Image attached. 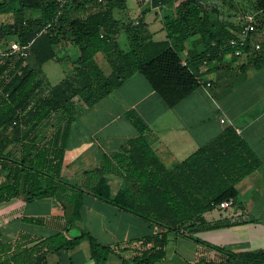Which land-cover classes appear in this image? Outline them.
<instances>
[{
	"label": "trees",
	"instance_id": "trees-1",
	"mask_svg": "<svg viewBox=\"0 0 264 264\" xmlns=\"http://www.w3.org/2000/svg\"><path fill=\"white\" fill-rule=\"evenodd\" d=\"M104 1L66 0L61 5L58 0H0V15L9 18L0 22V38L28 46L25 56L0 54V203L54 197L64 208L72 205L64 231L46 237L23 234L14 242L3 241L0 234V264H44L48 253L60 254L82 240L89 242L94 264H106L111 254L123 264H153L164 261L169 232L214 251L213 256H201L198 264H264V248L235 252L195 235L243 222L207 221L204 213L230 198L240 205L237 184L261 164L247 140L227 125L169 168L152 147L145 134L147 126L134 110L125 116L137 134L105 156L103 164L93 170L98 178L89 190L160 229L117 244H102L85 230L66 235L65 230L80 218L82 204L81 199L68 196L76 185L62 176L68 134L80 109L93 106L136 72L172 107L200 86L205 62L215 69L225 68L230 63L224 55L230 53L234 60L244 58L240 65L244 72L248 63L264 64L262 45L255 50L247 43L239 56L225 45L241 29V19L235 21L234 14L255 11L259 26L264 0L245 4L224 0L223 6L228 3L225 11L210 0H153V6L164 12V39H154L141 18L124 23L116 16L126 0ZM121 32L127 48L119 44ZM98 54L109 71L97 62ZM63 56L72 62V70L57 83L46 84L41 66ZM109 174L119 176L121 183L114 185ZM134 243L132 255H125Z\"/></svg>",
	"mask_w": 264,
	"mask_h": 264
},
{
	"label": "crops",
	"instance_id": "crops-1",
	"mask_svg": "<svg viewBox=\"0 0 264 264\" xmlns=\"http://www.w3.org/2000/svg\"><path fill=\"white\" fill-rule=\"evenodd\" d=\"M255 36V41L258 38L264 40V13L259 14ZM96 60L101 67L107 68L103 55L98 54ZM224 60L230 65L221 69L203 64L200 86L172 107L167 106L145 77L136 72L93 106L76 113L67 138L62 176L76 185L68 188V196L81 199L82 204L80 218L73 227L65 230L66 235L76 236L85 230L102 244H117L160 229L89 190L98 178L93 170L103 164L105 156L110 157L137 134L135 126L125 116L126 111L134 110L147 126L145 134L152 147L169 168L218 135L227 125L236 128L257 153L261 164L237 184L239 206L226 210L218 207L204 213V217L207 221H216L233 220L232 216H238L243 222L200 230L195 235L231 247L229 249L235 252L264 248V64L256 67L248 63L244 72L240 68L244 58L234 60L232 54L226 53ZM108 177L114 185L121 183L119 176L109 174ZM2 179L3 175L0 176ZM71 210L72 205L66 204L64 208V204L54 197L32 201L13 198L2 202L1 238L14 242L23 234L46 237L64 231ZM28 217L42 221L33 222L27 220ZM135 247L136 243L132 244L124 254L132 255ZM206 253L213 256L214 251L187 236L169 232L166 257L153 264H198L199 258ZM44 264H94V261L89 242L82 240L75 248L60 254L48 253ZM106 264L123 263L117 255L111 254Z\"/></svg>",
	"mask_w": 264,
	"mask_h": 264
},
{
	"label": "rangeland",
	"instance_id": "rangeland-1",
	"mask_svg": "<svg viewBox=\"0 0 264 264\" xmlns=\"http://www.w3.org/2000/svg\"><path fill=\"white\" fill-rule=\"evenodd\" d=\"M224 0H210V3H216L220 9L226 10V6L228 3L223 6L222 3ZM237 4L239 3H247V0H234ZM242 6V4H240ZM167 7H172L168 5ZM247 12V11H246ZM163 11L161 10L160 6H153L151 4V0H126L125 8L119 12L118 10L115 11V14L118 18L121 19L122 22L127 23L130 21H136L137 19L141 18L142 21L146 24L147 29L149 32L152 33V36L154 39H164L166 36V31L163 28ZM245 13V12H244ZM243 15V10H239L234 14L233 19L236 21L241 18ZM8 15L3 14L0 15V22L8 21ZM119 44L121 47L127 48L128 41L126 38V35L124 32H121L119 34ZM256 37V36H255ZM10 38V37H9ZM258 42L261 43L263 47L264 40L262 38L256 39ZM11 38L8 39L0 38V51L5 50L9 44L11 43ZM68 70H72V62H70L67 58L64 56L61 57V59H52L46 62L43 66L40 68V75L46 82V84H55L57 83L62 77L66 75ZM226 210L228 208L226 207H220L219 210ZM236 209V208H233ZM238 216L231 217L235 218L231 221H236ZM67 223V221H66ZM65 223V224H66ZM26 227H30L28 223H25ZM231 248V247H228Z\"/></svg>",
	"mask_w": 264,
	"mask_h": 264
},
{
	"label": "built area",
	"instance_id": "built-area-1",
	"mask_svg": "<svg viewBox=\"0 0 264 264\" xmlns=\"http://www.w3.org/2000/svg\"><path fill=\"white\" fill-rule=\"evenodd\" d=\"M61 5H63L66 0H58ZM101 4H104V0H98ZM256 12H245L241 16V29L238 34L234 37L229 38L226 41V46L231 47L233 49L234 55H241L242 54V46L246 45L247 43H251L255 50H259L261 48V43L255 41V35L257 32V25H256ZM27 45H22L18 41H12L9 46L5 49L0 51V54H8V53H18L19 55L25 56L27 55ZM185 63V62H184ZM206 63V62H205ZM209 84V83H207ZM235 206L233 199H228L220 203V207L232 208Z\"/></svg>",
	"mask_w": 264,
	"mask_h": 264
}]
</instances>
